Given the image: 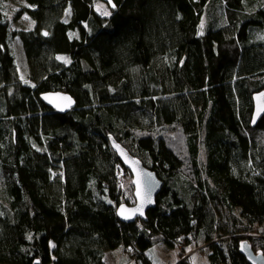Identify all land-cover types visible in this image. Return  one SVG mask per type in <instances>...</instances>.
I'll list each match as a JSON object with an SVG mask.
<instances>
[{"label":"trees","instance_id":"trees-1","mask_svg":"<svg viewBox=\"0 0 264 264\" xmlns=\"http://www.w3.org/2000/svg\"><path fill=\"white\" fill-rule=\"evenodd\" d=\"M22 2L28 30L0 0V264H107L118 249L153 264L158 243H202L209 264H249L243 242L264 256V117L250 126L264 0H111L108 15L99 0ZM109 135L164 184L144 221L116 217L135 199Z\"/></svg>","mask_w":264,"mask_h":264},{"label":"water","instance_id":"water-1","mask_svg":"<svg viewBox=\"0 0 264 264\" xmlns=\"http://www.w3.org/2000/svg\"><path fill=\"white\" fill-rule=\"evenodd\" d=\"M108 4L111 10L114 3L111 0H99ZM41 103H44L50 110L64 115L74 109L76 102L65 92H46L40 97ZM253 110L250 126L255 128L259 121L264 117V91L255 94L252 98ZM112 151L116 154L119 162L132 176L135 202L133 206L122 204L118 206L116 217L123 224H134L136 220H146V213L155 209L156 198L164 187V184L158 179L156 173L149 171L143 163L136 157L128 153L127 150L115 141L112 136H108ZM241 254L249 264H264V256L252 251L247 242H243Z\"/></svg>","mask_w":264,"mask_h":264},{"label":"rangeland","instance_id":"rangeland-1","mask_svg":"<svg viewBox=\"0 0 264 264\" xmlns=\"http://www.w3.org/2000/svg\"><path fill=\"white\" fill-rule=\"evenodd\" d=\"M106 3H97L95 4V9L104 15H108V9L105 5ZM4 14L12 22V28L14 29H23L28 30L32 27V23L28 17H20L16 14L23 8L22 0H3ZM16 16V17H15ZM16 19V20H15ZM222 22L220 15L215 16H203L202 23L200 26V31L204 32L206 26L211 27L216 25L217 21ZM12 50L15 54L16 61H18V68L23 69L25 60L23 58V51L21 50L20 43L18 40L13 41L11 44ZM202 155V153H201ZM251 236V238L256 237L254 234H248L246 236ZM210 252L208 246L195 244L189 248H169L164 244H156L154 247L149 248L147 252V257L153 262V264H209L208 256ZM131 254L126 252V250L118 249L113 250V252H108L105 254V262L107 264H133L134 259Z\"/></svg>","mask_w":264,"mask_h":264},{"label":"bare ground","instance_id":"bare-ground-1","mask_svg":"<svg viewBox=\"0 0 264 264\" xmlns=\"http://www.w3.org/2000/svg\"><path fill=\"white\" fill-rule=\"evenodd\" d=\"M261 92H262V91H261ZM257 93H259V92H257ZM43 94H45V93H43ZM43 94H41V96H42ZM41 96H40V97H41Z\"/></svg>","mask_w":264,"mask_h":264}]
</instances>
